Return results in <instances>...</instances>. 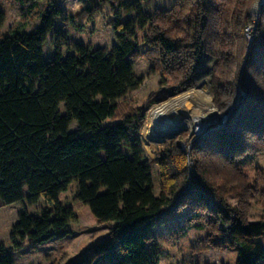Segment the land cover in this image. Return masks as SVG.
I'll return each instance as SVG.
<instances>
[{
	"label": "trees",
	"instance_id": "16d2710c",
	"mask_svg": "<svg viewBox=\"0 0 264 264\" xmlns=\"http://www.w3.org/2000/svg\"><path fill=\"white\" fill-rule=\"evenodd\" d=\"M2 1L0 29L12 0ZM115 1L109 48L70 41L67 27L79 22L56 0L44 1L31 31L0 32V207L21 206L0 264L80 219L113 226L76 264H200L190 262L195 251L214 264L228 246L236 264H264V213L247 220L227 199L247 200L236 158L264 150V3L249 40L255 0H176L153 13L148 0ZM148 54L173 92L207 79L221 117L233 108L196 140L191 170L177 141L147 158L136 132L143 114L113 120L118 101L143 86L135 62ZM181 206L192 210L187 222L210 228L188 262L174 245L159 249L151 228Z\"/></svg>",
	"mask_w": 264,
	"mask_h": 264
},
{
	"label": "rangeland",
	"instance_id": "374dc122",
	"mask_svg": "<svg viewBox=\"0 0 264 264\" xmlns=\"http://www.w3.org/2000/svg\"><path fill=\"white\" fill-rule=\"evenodd\" d=\"M33 1L12 0L8 3L5 8V23L0 32L2 34H12L14 30L29 32L39 24L41 8L45 0H38L39 2L35 1L34 3ZM175 2L176 0H148V6L145 10L153 13L158 9L169 8ZM2 4L3 1L0 0V6ZM55 5L63 15L73 17L74 21L79 22L78 26L71 24L67 27L70 41L89 43L92 47L102 49L109 48L116 42L113 28L110 25L116 8L115 0H56ZM249 26L246 27V32L250 40L252 34L250 33V37L248 36ZM153 56V54L144 55L135 62V68L145 75V82L137 91L128 95L124 100L118 101V108L113 120H121L128 114H136L137 117L143 114L141 121L136 125V132L147 158L152 161L166 149L170 141H177L179 147L189 157V170H191L192 160L190 156L196 140L210 129L223 123L219 118L220 114L212 104V95L207 79L201 80L193 87L173 92L172 88L176 85L175 81L170 77L164 76L165 78H162L160 67L154 68L155 71H150L151 67L158 66V62ZM189 90L193 91L194 103L189 107L188 112L199 115L203 119L212 114H216L217 118L208 122L199 132H194L190 128H182L165 137H156V139L154 137L156 142L149 141L147 143V140L142 138L141 129L149 109L153 105L166 102L169 98H174ZM208 102L212 108L207 104ZM62 106L61 104V109ZM236 164L247 177L249 185L247 187V200L243 202L233 196H228V202L236 205L247 220H257L264 213V150L256 153L254 157L245 155L238 157ZM152 169H156L155 166ZM38 204L39 207L43 206L42 199L39 200ZM20 209L19 203H10L0 207V242L6 248H11L10 232ZM191 214L192 210L189 206H181L170 215L155 220L151 225L159 249L166 245H174L180 249L187 262L189 258L185 254L190 249H196L202 244L210 231L205 221L201 220L199 225L187 222L186 218ZM112 226V222L95 224L87 223L82 219L70 221L65 227L70 231L68 234L54 236L34 247L22 248L19 253L15 254L14 264H46L48 257L57 264H76L82 257L88 255L93 245L106 237ZM214 253V264H236V247L228 246L217 249ZM204 258L206 255L203 251L201 253L195 251L190 262L203 264ZM163 262L164 259L160 258L159 263L162 264Z\"/></svg>",
	"mask_w": 264,
	"mask_h": 264
},
{
	"label": "bare ground",
	"instance_id": "6f19581e",
	"mask_svg": "<svg viewBox=\"0 0 264 264\" xmlns=\"http://www.w3.org/2000/svg\"><path fill=\"white\" fill-rule=\"evenodd\" d=\"M192 93L193 91L189 90L174 98H169L166 102L153 105L141 129L142 138L146 139L147 143L149 141L154 143L156 137H165L182 128H190L194 132H199L208 122L216 119V114L203 119L199 115L188 112L189 107L194 103ZM207 104L212 108L209 102Z\"/></svg>",
	"mask_w": 264,
	"mask_h": 264
},
{
	"label": "built area",
	"instance_id": "2783aa9c",
	"mask_svg": "<svg viewBox=\"0 0 264 264\" xmlns=\"http://www.w3.org/2000/svg\"><path fill=\"white\" fill-rule=\"evenodd\" d=\"M263 3H264V0H255V2L253 3V5L251 7L250 13L253 16L254 24L252 26L248 27V36L249 37H250V33L253 35L254 25L257 21L258 15H259V9ZM251 29H252V31H251ZM252 35H251L250 39H252Z\"/></svg>",
	"mask_w": 264,
	"mask_h": 264
},
{
	"label": "water",
	"instance_id": "95a60500",
	"mask_svg": "<svg viewBox=\"0 0 264 264\" xmlns=\"http://www.w3.org/2000/svg\"><path fill=\"white\" fill-rule=\"evenodd\" d=\"M232 111H233V108H231V109H230L225 115H223L222 117L219 115V118L222 120V123H225V122L228 120V118L230 117ZM176 132H178V131H176ZM175 134H177V133H175Z\"/></svg>",
	"mask_w": 264,
	"mask_h": 264
}]
</instances>
